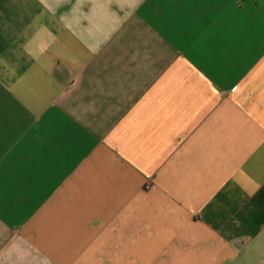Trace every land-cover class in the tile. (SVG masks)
Listing matches in <instances>:
<instances>
[{
    "label": "crops",
    "instance_id": "obj_1",
    "mask_svg": "<svg viewBox=\"0 0 264 264\" xmlns=\"http://www.w3.org/2000/svg\"><path fill=\"white\" fill-rule=\"evenodd\" d=\"M0 264H264V0H0Z\"/></svg>",
    "mask_w": 264,
    "mask_h": 264
}]
</instances>
